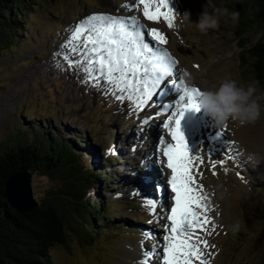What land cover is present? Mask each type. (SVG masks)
<instances>
[{"label": "rangeland", "instance_id": "1", "mask_svg": "<svg viewBox=\"0 0 264 264\" xmlns=\"http://www.w3.org/2000/svg\"><path fill=\"white\" fill-rule=\"evenodd\" d=\"M247 1L168 0V4L173 5L171 27L163 16L157 20L145 17L142 4L139 10L138 20L145 31L144 40L153 41L151 30L166 37L167 42L158 47L166 50L177 62L175 78L178 76L189 87L195 86L200 90L216 87L223 79L231 78L244 87H254V98L261 104L260 118L243 125L231 120L217 125L206 112L196 115L200 121L203 119L201 124L207 130H201L203 137L197 141L200 146L191 154L193 175H206L203 180L205 178L209 184L202 194H211L215 200L212 203L214 207H211L210 200L205 203L209 207L208 212L212 213L206 214H210L211 223L216 227L212 229L209 226L205 237L202 232L199 233L200 239L208 241V248L201 247L202 251L210 253V264H260L264 257V85L257 83L242 65L236 36L237 22L221 16L219 27L207 33H200L195 26L199 14L209 2V11L227 8L231 12L225 2L235 4ZM124 2L54 0L48 5L32 3L30 15L20 19L23 30L17 46L0 52V141L5 136L25 134L24 129H29L31 124L23 123V118L30 121V117H40L42 124L46 121L62 138L76 135L79 144L76 150L81 152L82 160L93 166L94 172L102 171L101 162H104L108 175L113 171L118 174L107 180L112 188L101 190L115 214V219L111 221L114 225L100 227L98 240L90 244H82L74 236H69L67 243L55 244L50 248L55 264H139L142 260L145 264H157L159 261L158 254H153L151 250L162 242L166 225L163 209L167 208L170 213L172 205L167 177L163 176L167 190L162 192L161 198L156 195L159 191L151 197L135 190L134 182H128L127 176L132 175V166H144L145 163L134 159V144L128 146L125 153V143L129 139V131L138 143L142 140L137 136L143 134L146 127L151 124L161 127L163 120H167L162 106L171 104L175 97L164 96L166 99L162 97L163 101L154 107L156 95L160 93L157 89L138 113L135 109L130 113V101H118L107 92L102 82L100 87L84 82L82 69L85 65L79 64L80 56H66L64 52H58L63 44L62 38L66 35L72 37L75 25L86 13H108L130 18L126 11H122ZM186 11L191 14V21L182 22L181 15ZM244 36L248 43H252L262 36V30L253 26ZM70 61L76 64L70 65ZM170 78L167 77L161 86L169 87ZM145 118H149V122L142 124ZM163 129L167 133L168 130ZM197 129L198 126L194 132L198 135ZM216 130L226 136L219 138L221 148L225 149L227 143L233 145L239 154L246 155L250 160L249 169L242 161L234 160L213 147L210 139ZM91 133L96 134L95 140H91ZM140 139L146 140L144 137ZM144 148L142 145L141 151ZM217 154L221 155L219 159L215 157ZM146 155L148 157V153ZM102 158H113V161L106 162ZM220 160L224 163L221 164ZM204 162H207V169L202 171ZM57 182L52 181L54 185ZM50 185L43 176L32 174L36 199ZM86 198L96 202L94 190H89ZM153 199L157 201L155 215L150 214L147 204ZM194 264L199 262L194 260Z\"/></svg>", "mask_w": 264, "mask_h": 264}, {"label": "trees", "instance_id": "2", "mask_svg": "<svg viewBox=\"0 0 264 264\" xmlns=\"http://www.w3.org/2000/svg\"><path fill=\"white\" fill-rule=\"evenodd\" d=\"M52 1L0 0V52L17 46L23 30L20 19L30 15L32 3L48 5ZM225 5L240 13L236 36L242 65L257 83L264 85V0ZM253 26L262 30V36L248 43L244 33ZM23 119V123L31 124L24 129L25 134L5 136L0 141V264H55L50 253L55 244L67 243L69 236L90 244L98 240L100 227L114 225L115 214L101 190L112 188L107 180L118 174L113 171L108 175L104 162L103 170L94 172L76 150V135L62 138L46 121L42 124L40 117ZM90 136L91 140L97 137L95 133ZM101 160L112 162L113 158ZM20 169L51 183L29 212L11 208L4 193L6 179ZM52 181L58 182L54 185ZM89 190H94L96 202L86 198ZM260 264H264V257Z\"/></svg>", "mask_w": 264, "mask_h": 264}, {"label": "snow or ice", "instance_id": "3", "mask_svg": "<svg viewBox=\"0 0 264 264\" xmlns=\"http://www.w3.org/2000/svg\"><path fill=\"white\" fill-rule=\"evenodd\" d=\"M138 3L143 5L144 15L149 20L163 16L169 27L172 26L168 0H159V3L155 0H138ZM162 8L168 11H162ZM141 27L137 26L135 17L94 13L75 25L72 39L68 42L72 44L73 52L77 51L79 44V64L85 65L82 69L84 82H92L97 87L104 82L107 92L118 101H130V113L133 109L138 113L152 99L161 83L176 72L177 62L163 48L149 47ZM150 35L158 44L167 42L166 37L156 30H151ZM69 63L76 64L75 61ZM168 82L181 91L175 104H166L162 109L165 112L172 110L163 127L168 130L173 142L163 137L159 140V148L170 170L167 185L174 194V203L170 213L167 208L163 209L164 218L170 223L164 226L162 242L151 251L158 254V264H194V260L199 264H210V253H205L201 247L208 248V241L200 239L199 233L207 232L208 226L215 229L216 225L206 215L207 197L202 194L203 186H197L193 175V156L189 154L180 126V117L185 108L199 110L197 98L201 90L189 87L178 76ZM148 122L149 118H145L141 123ZM220 163L224 161L220 160ZM147 204L150 214L155 215L157 201L149 200ZM140 264L145 262L142 260Z\"/></svg>", "mask_w": 264, "mask_h": 264}, {"label": "bare ground", "instance_id": "4", "mask_svg": "<svg viewBox=\"0 0 264 264\" xmlns=\"http://www.w3.org/2000/svg\"><path fill=\"white\" fill-rule=\"evenodd\" d=\"M155 2L159 3L158 0H155ZM132 5H136V6L132 7ZM140 5L141 4L138 3V0H127V1L125 0L123 5H121V6H123L122 7V11H126L127 15L129 17H135L137 26H140L139 25V20H138V18L140 16L139 13L141 12V11L139 12V10L141 8ZM172 6H173L172 4L169 5V7L171 8V11H173ZM161 10L165 11V12L168 11V9H164V10L161 9ZM89 15H92V14L86 13L83 17H80V19L78 20V23L80 21L84 20ZM140 30L143 33H145V31H144V29L142 27H141ZM71 39H72V37L69 36V35L64 36L62 38L63 44L58 49V52L59 53H63L64 52V55H66V56L67 55L68 56L72 55V56H75V57L76 56H80V54H79V52H80L79 44H77V51L74 53L72 51V47H73L72 44L68 43L69 41H71ZM146 40H147V38H146ZM145 42L148 43L149 47H151L153 49H155L157 46H159V44L157 42H155L154 39H153V41H148L147 40ZM102 86H105V88H107V86H106V84L104 82H102ZM161 87H162V89L159 90V88H158V91H160L161 96L163 98H164V96L167 97L168 94L170 93V91H169L170 88L168 86L166 87V85L165 86H161ZM167 92H168V94H166ZM180 93H181V91H180ZM177 99H178V97H176L171 102V104H175V101ZM158 107H160V106H158ZM190 109H191V112H189L186 115L185 119L183 120V123L181 125V130L184 133L186 144H187V147H188V151H189V154L191 155L193 153V151L196 148H198V146H200V145L197 144V141H198V138L203 137V134H201L202 133L201 130L202 131L203 130L206 131L207 127L206 126H202L201 123H202L203 119H202V121H200L198 119V117L196 116V114L191 118L190 122L187 121L188 115L193 113V111H194V108H190ZM168 112L172 113V110H169ZM197 112H198V114H200L203 111L201 109H199ZM203 117H205V116H203ZM163 121H165V120H163ZM159 126L160 125H157V124L156 125L155 124H151L150 126L146 127L145 132L143 134H140V136H137V138L139 140H142V141H139L138 143L134 139L135 136H133L132 132L129 131L127 133V137L129 138L128 141H127L128 143L127 142L125 143L126 144L125 153H127V151H128L127 147L131 146L132 144H134V146H135V150L133 151L135 153L134 159L142 160V162L145 163L144 166L142 164H136L135 166H132L130 168V170L132 171V175L131 176H127L129 178L128 182H134L133 186H134L135 190L143 192L146 196L155 197V195H154V194H156L155 192L159 191V192H157L158 194H156L158 196L157 198H161L162 197V192L167 190V186H165V183L163 182V176L167 177L166 180L170 176V170L167 168V166L165 167L166 161H165V159L163 158V156L160 153L159 140H160L161 137H163L168 142H171L170 139L168 138V136L166 135L165 130L163 129V125L161 127H159ZM196 126H198L197 131L199 132V134H198L199 137L194 132V130L196 129ZM220 132L221 131H219V130L213 131V133L209 132V133H212L211 134L212 137H211L210 141L211 140L213 141L212 142L213 143L212 144L213 147L216 148L217 150H219V152L224 154V155L232 156L234 160L238 159L239 161H242L246 165L247 169H249L250 168V165H249V161L250 160L247 158L246 155L239 154L238 150L233 148V145L227 143V144H225V147H226L225 149L221 148L222 146H221L220 141H221V139L226 138V136H223L222 132H221L222 134L218 135V133H220ZM132 136H133V138H132ZM140 137H144L146 140L143 141V139H140ZM220 137H222V138L219 139ZM142 145L145 146L143 151H141V146ZM225 150H226L227 153L225 152ZM147 153H148V157L146 155ZM219 156L221 157V155L217 154L215 157L219 159L220 158ZM127 157H129V156H127ZM193 164H194V162H193ZM206 167H207V162L202 163V165H201L202 171H205V169H207ZM194 176L196 177L197 186L202 185L203 186L202 191L206 192V187L209 184V182L205 181V178L203 180V177L206 176V175H204V176H202V175H194ZM128 178H127V180H128ZM127 187L129 188V185ZM128 190H126V191H128ZM168 190H170L169 191L170 192L169 193V197H170L171 202L173 204L174 201L172 199V196L174 194L171 193L170 186H168ZM205 195L207 197L206 201L210 200L211 207H214L212 205L213 201H215L214 199H212L213 195H211V194H205ZM167 202H168V199H167ZM207 202H206V205H207ZM208 209H209V207H208ZM208 213L212 214L211 212H208ZM169 223L170 222L165 219V224L167 225ZM202 234H204L203 237L208 235L207 232H202Z\"/></svg>", "mask_w": 264, "mask_h": 264}, {"label": "clouds", "instance_id": "5", "mask_svg": "<svg viewBox=\"0 0 264 264\" xmlns=\"http://www.w3.org/2000/svg\"><path fill=\"white\" fill-rule=\"evenodd\" d=\"M210 2L204 6L199 14L195 26L200 33H207L210 29L219 27L220 17L230 18L233 23L238 22L240 13L227 8L209 11ZM183 21H191L189 12L182 15ZM256 89L252 86L244 87L234 79L225 78L216 87L204 88L198 97L199 109H203L217 125L228 121H237L241 125L255 122L261 115V104L254 98Z\"/></svg>", "mask_w": 264, "mask_h": 264}, {"label": "water", "instance_id": "6", "mask_svg": "<svg viewBox=\"0 0 264 264\" xmlns=\"http://www.w3.org/2000/svg\"><path fill=\"white\" fill-rule=\"evenodd\" d=\"M4 193L9 206L18 212H29L38 205L32 189V173L27 169H20L6 179Z\"/></svg>", "mask_w": 264, "mask_h": 264}]
</instances>
